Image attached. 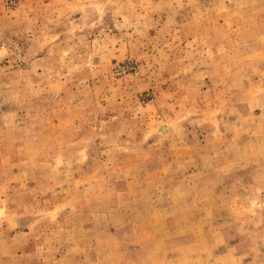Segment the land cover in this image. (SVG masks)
<instances>
[{
    "label": "rangeland",
    "instance_id": "obj_1",
    "mask_svg": "<svg viewBox=\"0 0 264 264\" xmlns=\"http://www.w3.org/2000/svg\"><path fill=\"white\" fill-rule=\"evenodd\" d=\"M0 264H264V0H0Z\"/></svg>",
    "mask_w": 264,
    "mask_h": 264
}]
</instances>
